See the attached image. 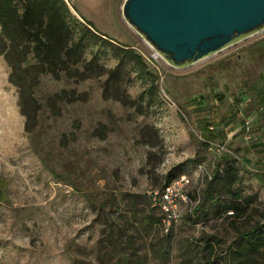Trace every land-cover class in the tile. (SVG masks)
<instances>
[{"label": "rangeland", "instance_id": "rangeland-1", "mask_svg": "<svg viewBox=\"0 0 264 264\" xmlns=\"http://www.w3.org/2000/svg\"><path fill=\"white\" fill-rule=\"evenodd\" d=\"M65 1L77 17L140 53L157 76V91L152 106L143 102L139 112L135 106L104 99L102 78L77 84L42 78L36 91L42 102L63 87L68 98L53 110L44 106L29 134L0 56V264H109L98 241L106 243L110 227L125 235L123 253L129 251L127 240L133 234L134 247L146 255L145 264H181L179 246L186 241L199 245L208 235L218 239L209 261L230 264L235 223L222 217L195 222L197 194L180 205L165 263L149 254L148 245L156 234L166 232L158 224L145 225L142 218L152 207L150 190L161 186L175 165L183 164L189 175L186 191H201L205 178L188 161L197 156L204 158L208 171L224 158L235 159L240 167L237 185L244 194L257 196L256 206L264 205V185L255 178L256 172L264 174V155L244 150L250 147L247 140L230 143L228 157L215 156L209 144L216 139L229 143L227 132L235 131L249 111V101L247 108L239 106L240 94L250 92L248 65L254 47L264 46V29L190 65L173 67L124 19L125 0ZM105 63L113 66L114 61ZM145 87L133 75L123 85L131 99ZM145 125L146 135L141 131ZM154 136L159 145L152 147L148 142H156ZM124 194L136 196L131 212ZM194 249L188 254L198 261L204 252Z\"/></svg>", "mask_w": 264, "mask_h": 264}, {"label": "trees", "instance_id": "trees-1", "mask_svg": "<svg viewBox=\"0 0 264 264\" xmlns=\"http://www.w3.org/2000/svg\"><path fill=\"white\" fill-rule=\"evenodd\" d=\"M0 56L9 69L8 81L17 91L24 131L29 134L37 127L44 106L53 110L58 102L68 98L67 89L63 87L47 95L46 102H42L36 92L42 78L66 84L102 78L101 94L104 99L112 98L123 105L135 106L139 112H142L143 102L148 107L152 106L157 91V76L148 68L140 53L101 33L84 18L77 17L65 0H0ZM109 59L114 61L113 66L105 63ZM131 75L146 86L136 99L129 98L123 88ZM70 90L74 92L75 89ZM83 94L80 93L76 100ZM147 129L148 125H145L142 133L149 134ZM154 137L156 142H148L152 147L159 145L157 137ZM188 161L193 162L195 168L204 162V158L197 156ZM182 165L171 167L164 175L162 185L156 187L161 189L186 173ZM239 169L235 159L224 158L213 168L211 178H205L199 193L187 191L189 198L194 199L195 194L199 196L193 209V220L231 219V223H235V237L228 248L229 263L264 264V205L256 206L257 196L244 194L237 185ZM255 178L264 185L263 173L256 172ZM135 197L124 194L123 199L130 202L129 212L136 206ZM100 207L103 208V205ZM254 213L258 214V219H254ZM142 221L147 226L158 224L163 232L162 216L155 207L146 210ZM236 221H240L241 225H236ZM112 229L110 227L105 235L106 243L98 241L102 252L108 256V263L145 264L146 255H140L134 247L133 234L127 240L129 251L123 253L121 240L125 235ZM173 239L172 227L166 233L156 234L148 245L149 254L162 263L167 262ZM217 243L214 235L201 237L199 245L189 241L182 243L179 246L181 264H219L207 258L215 253ZM194 248L204 252L198 261L188 254Z\"/></svg>", "mask_w": 264, "mask_h": 264}, {"label": "water", "instance_id": "water-1", "mask_svg": "<svg viewBox=\"0 0 264 264\" xmlns=\"http://www.w3.org/2000/svg\"><path fill=\"white\" fill-rule=\"evenodd\" d=\"M122 14L173 67L264 29V0H125Z\"/></svg>", "mask_w": 264, "mask_h": 264}, {"label": "crops", "instance_id": "crops-1", "mask_svg": "<svg viewBox=\"0 0 264 264\" xmlns=\"http://www.w3.org/2000/svg\"><path fill=\"white\" fill-rule=\"evenodd\" d=\"M248 74L251 77L250 92L240 94L239 106L241 108H247L246 103L250 102L249 111L242 115V119L239 120L238 126L235 131H228V135L232 137L228 143L227 151L222 155L228 157L232 154L230 149L231 144H237L244 142L243 130H241L242 124L245 119L250 120L251 132L249 139L245 144L250 145L247 149L250 152L259 155H264V46L258 45L254 47L252 58L248 65ZM251 104H254L252 106ZM244 108V109H245ZM239 118V117H238ZM241 118V117H240ZM222 139H216L220 141ZM253 154V155H254Z\"/></svg>", "mask_w": 264, "mask_h": 264}, {"label": "built area", "instance_id": "built-area-1", "mask_svg": "<svg viewBox=\"0 0 264 264\" xmlns=\"http://www.w3.org/2000/svg\"><path fill=\"white\" fill-rule=\"evenodd\" d=\"M211 130L213 127H209ZM241 130H243V137L245 140L249 139L251 132L250 120L245 119ZM228 140L212 141L209 142L213 154L215 156L222 155L227 151ZM195 170L203 175L204 178L210 179L212 171H208L206 163H200L195 167ZM190 184L189 175L187 173L181 174L179 177L173 179L166 184L163 188H156L150 190L152 197V207H155L162 216L163 231L168 232L172 224L179 218L180 205L187 203L188 194L187 188Z\"/></svg>", "mask_w": 264, "mask_h": 264}]
</instances>
